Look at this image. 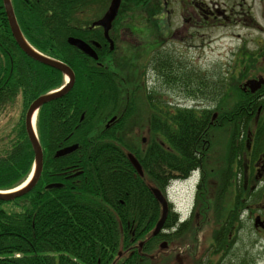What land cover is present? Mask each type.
<instances>
[{
    "label": "trees",
    "instance_id": "trees-1",
    "mask_svg": "<svg viewBox=\"0 0 264 264\" xmlns=\"http://www.w3.org/2000/svg\"><path fill=\"white\" fill-rule=\"evenodd\" d=\"M94 2L18 0L24 9L18 6L16 16L25 37L44 54L68 63L76 82L67 93L49 101L39 111L37 128L44 151L40 178L27 193L13 200H0V264L168 263L156 254L165 232L152 234L161 217L162 206L150 191V185L164 189L171 177L184 176L198 164L201 157L197 153L199 131L208 125L210 115L205 114L202 120L194 109H180L176 117L175 138L170 141L151 139L146 147L136 151L145 174L136 175L135 190L124 188L128 192L124 196L126 203L108 204L100 176L101 160L89 161L93 150L105 147L91 138V130L98 120L95 115L107 110L104 109L107 88L116 85L109 75L99 71L118 69L123 59L113 56L107 68L68 42L72 35L86 38V30L80 29L76 23L89 22L80 19L79 14L92 9ZM112 52L108 48L99 52V60L104 61V56ZM187 79L191 80L192 76ZM63 82L64 74L59 69L34 60L20 49L0 0V94H31L28 104L34 97L59 87ZM233 90L240 98L238 95L242 92L235 83L231 86V92ZM82 111L86 112V117L79 121ZM157 118L158 115L152 114L147 127L155 129V125L156 130L165 134V116L156 121ZM18 127L17 139L7 142L5 150L0 153L1 190L21 184L34 163V150L25 128ZM71 142L79 144L77 151L55 157L56 148ZM119 144L123 145H119L120 148L131 149L126 142ZM239 163L244 165L240 159ZM70 164L77 166L74 169L78 170L76 175L81 174L80 179H64L58 174L67 170ZM59 182L60 185H53ZM168 226L169 217L164 228ZM135 229V237L128 235V231ZM226 243L224 245L230 247L227 238ZM221 248L225 252L229 250ZM140 257L141 261L138 260Z\"/></svg>",
    "mask_w": 264,
    "mask_h": 264
},
{
    "label": "rangeland",
    "instance_id": "rangeland-1",
    "mask_svg": "<svg viewBox=\"0 0 264 264\" xmlns=\"http://www.w3.org/2000/svg\"><path fill=\"white\" fill-rule=\"evenodd\" d=\"M106 1L104 8L99 7ZM149 1L122 0L116 18L120 32L116 30L113 35L118 54L124 50V40L121 37L130 38L126 46L127 62L132 65L131 69L136 70V77L140 80L141 88L148 85L162 95L171 96L174 105L178 103L199 111L202 107L205 109L210 107L211 114L216 111L212 107L218 106L219 104L216 105V103L219 102L222 104V106L219 105L222 108L219 112L223 116L229 114L237 97L235 90L231 92L232 84L239 80L237 69L243 70L242 72L246 74L241 83L259 74L264 75V0H204L211 10L215 7L225 9L226 17L218 15L217 22L209 27L189 29L192 36L188 38L181 37L179 32H174L170 34L172 36L168 41L163 42L167 48L171 45L169 52L172 54L169 55H172V63L178 64L180 61L188 66L182 72L180 68H177V74L168 67L165 73L171 79L172 85L170 81L163 82V78L154 77L152 73L155 71L152 66L144 57L139 56L140 53L147 55V50L144 51L138 46L141 52L136 55V28L131 30L132 32L128 28L136 27L138 23L136 20L140 21L139 26L147 25L148 30L144 27L140 29L143 39L146 40L141 41V45L145 46L151 43L149 41L153 38L156 28L160 31L165 29L167 33V28L173 31L179 26L181 21L176 7L174 8L176 12H173L169 18L162 13L155 17L157 13L150 7ZM109 2L110 0H95L94 9H85L79 14L80 19L90 21L102 15ZM232 10L237 14H231ZM136 14H142L143 18L138 19ZM251 22L254 24L250 25ZM149 27L153 30L147 35ZM193 31L200 35L193 36ZM143 64L147 65L145 71ZM189 75L192 76L191 80L187 79ZM154 80L157 84H154ZM244 88L250 89L249 86ZM140 90H136V137L132 141H124L131 146V150L128 149V151L134 152L142 150L150 142V139L147 140L149 135L147 132H142L141 126L146 124L151 109L144 100L145 94L139 96L142 91ZM240 92H242L241 89ZM156 95L157 100L164 101V96L158 93ZM238 96L243 97L244 93ZM255 106L257 108H254L251 114L241 115V117L248 116V119L244 121L236 120L230 114L228 117L230 120L213 119L212 125L204 127V136L201 137L202 149L205 152L203 161L208 170L211 169V173L208 171L205 203L210 205L208 210L211 211H208V217L204 215V221L201 224L203 227H199L201 231H195V237L191 238L193 246L197 249L195 264H264V232L261 227L254 226V218L257 214H260V219L264 218V180L259 182L257 170H255V167L261 168L264 165V96L257 99ZM20 109L19 105L16 110L12 109L9 119L0 120V153L5 150L7 144L3 138L10 135L12 125L18 120ZM242 153L244 158H238ZM136 156H138L137 153ZM239 159L241 162L244 161V167L240 165ZM247 165L249 168L245 170ZM247 179L248 183H245ZM170 190V195L176 200L181 212H185L189 191H191L190 185L177 184ZM234 200H237V212L230 221H227L228 218L225 220L226 206L232 204ZM200 206L197 207L199 211ZM246 207L249 209H245ZM196 223L197 220H192L189 230L193 229ZM167 236L163 235L160 241L168 239ZM226 238L230 247L224 245L227 244ZM173 240L176 241V238L174 237ZM173 247L180 249L182 244ZM221 247L229 248V250L225 252ZM169 249H162L160 254L162 258L164 256L168 258L166 253ZM169 259L165 258V261L169 263ZM170 264H177V262L171 260Z\"/></svg>",
    "mask_w": 264,
    "mask_h": 264
},
{
    "label": "flooded vegetation",
    "instance_id": "flooded-vegetation-1",
    "mask_svg": "<svg viewBox=\"0 0 264 264\" xmlns=\"http://www.w3.org/2000/svg\"><path fill=\"white\" fill-rule=\"evenodd\" d=\"M151 0L149 1L150 7L152 10L157 13L155 17H157L158 14H163L166 15L168 18L169 16L173 13L176 12L174 9L175 7L177 8V12L180 16V24L177 28H174L173 31L171 29H168V32L165 33L164 31H160L158 28L155 29V32L153 34V38L149 41L151 42L149 45L145 44V46L141 45V41H146L143 39L142 34L140 29L144 27L146 30H148L147 25L146 26H139L138 23H136V27L133 29L131 27H128L129 30H135L136 28V55L138 52L140 53V49L138 48L141 47L144 51L147 50V55H144L140 53L139 56H142L145 58L146 61H148V64L152 66V69L155 71L152 73L154 77H159L163 78V82L170 81L172 85V81L169 78V76L165 73V71L168 70V67H170V70L174 72V74H177L176 69L180 68V72H182L185 68H187V64L184 62L183 64L178 61V64L172 63V54L169 51H171L169 48H171V45H168L169 47L167 48L165 44H163L164 41H168L174 32H179L181 34V37H189L192 36L191 33L188 31L189 29H199V28H206L217 22L218 15H222L223 17L225 16V9H221L219 7H215L214 10L209 9V5L204 1V0H152V3H150ZM3 3V0H2ZM105 3H102L100 7L104 8ZM208 6H207V5ZM12 5L14 8V11H18V6L24 9L22 5L18 3V0H12ZM110 5V2L108 4V7ZM108 7L105 9V11L102 13V15L97 16L96 18H92L89 22L85 23H76L79 24L80 29L86 30V38L85 39L89 44L92 45V47L99 52L105 51L106 48H108L109 51H113L111 54H106L104 56V61L101 60H95L97 64L103 65L107 68L110 67L111 63V58L114 57H120L123 60H120V63L122 66L118 69H111V70H100V74L104 75H109L110 80L113 81V83H116L115 86L108 87V93L104 96L106 102H105V108L107 109L106 111L99 113L95 116L98 117V120L95 124L94 129L91 131L93 132L91 135V138H93L95 141H100L104 145V149L102 150H90L89 153L91 152V155L89 157V161L95 162L98 159L101 160V168L102 170L100 176L101 180L104 186V192H105V200L108 204L111 205H117V204H125L126 199L124 196L128 195V192L125 191V187H132L134 190L136 189V175H138V171L136 170V167L134 166L130 154H133L136 157V152L134 151H128V149L120 148V146L123 147L122 144H119L120 142L124 141H132L134 137H136V90L141 88V83L140 80L137 79L136 77V70L131 69L132 65L127 62L128 55L126 53L127 51V45L129 44V39L127 36L121 37V39L124 40V50L121 53H117L116 49V44H115V37H113L114 33L116 30L120 32L119 24H117L116 20L113 22L112 27L109 31L110 37L114 42V47L113 49H110V43L109 40L106 39L105 34H104V28L99 25H94L93 23L102 18L103 15L105 14L106 10ZM239 13V12H238ZM231 14H237V12L234 13V11H231ZM252 19V17H251ZM75 24V26H76ZM250 25L254 24L253 22L249 23ZM245 25V23H244ZM149 31L147 32V35L151 33L153 30L152 27H149ZM180 30H183L180 32ZM132 32V31H131ZM133 35V33H131ZM200 35L198 32L193 31V36L194 35ZM145 35V34H143ZM170 35V36H169ZM79 38V37H78ZM139 41V43H138ZM149 46V48H148ZM130 48V46H128ZM21 49V48H20ZM27 54V53H25ZM129 54V53H128ZM28 55V54H27ZM171 59L169 61L168 59ZM29 56V55H28ZM174 56V55H173ZM30 57V56H29ZM174 58V57H173ZM135 66V65H134ZM143 69L144 71L147 68L146 64H143ZM136 67V66H135ZM243 70L237 69V77H244L246 76L245 73L242 72ZM164 72L162 75L161 73ZM264 77V75L259 74L255 76V78L259 77ZM156 77V78H157ZM242 80V79H241ZM241 80H236L234 81L236 86L242 90L244 93L243 99L235 97L234 99V105L230 109L229 114H225L224 116L219 112L222 108L221 103L217 102L216 105L212 107L214 111L212 114L210 112L205 113V110H211V109H205L202 107V110H197L198 116L204 120V114L209 115L210 117L207 119L208 125H212V120L213 119H229L228 118L231 114L232 118L234 119H239L240 121H244L248 119V116L241 117V115H249L253 112L254 108H257L256 102L257 99L261 96H264V85L260 88H258L256 91L252 92L249 88H244V82L241 83ZM158 79V83H159ZM76 82V79L74 81V84ZM157 84V81L154 80V84ZM65 84V83H64ZM63 85V84H62ZM1 89V87H0ZM27 89V88H26ZM23 91V89H21ZM142 90V91H141ZM141 94H145V99H151L150 101H147L146 104L148 105L149 109H151L150 116L153 115H158V118L156 119L159 120L161 117L165 116L166 120V133L162 134L160 131L156 130V126L154 125L155 129H151L150 127H147L148 121L144 126H141L143 129L142 132H147L149 135L148 139H157V140H172V138H175L174 130L177 129V119L176 117L179 116L180 114V109H188L189 107H184L180 104L177 103V105L172 104L171 101V96L167 95H162L161 92H156L158 90H155L154 88L150 86H146L145 88H141ZM24 92V91H23ZM156 93L160 94L161 96H164L162 100H157V95ZM240 95V94H239ZM40 95L34 97L31 102L26 104V102L32 98L31 94H22L19 93L17 95H10V96H5L0 94V120L4 119H9V116L11 115L12 109L19 108V105L21 107L20 112L18 114V120L15 122V124L12 125L11 128V133L9 136H5L3 140L5 142H10L14 141L17 139L18 136V126H24L26 134H27V129H26V119H27V112L30 107V105L35 101ZM199 101V100H198ZM49 103V102H46ZM46 103L42 104L45 105ZM203 103V102H201ZM202 105V104H201ZM41 107L37 110L35 113V126L37 130L38 137L40 139V135L38 132L37 128V122H38V116H39V111ZM198 106H196L197 108ZM216 108V109H215ZM205 109V110H204ZM261 108L259 107V111ZM217 112V113H216ZM10 114V115H9ZM8 115V116H7ZM203 115V117L201 116ZM86 117V112L82 111L79 121H82ZM146 129V130H145ZM139 130V129H138ZM28 136V134H27ZM202 136H204V127L200 128L199 131V136H198V146H197V153L201 155L199 158L198 164L196 165L201 167L202 171V176L200 182L197 184V189H198V195H197V202H196V207L194 205L193 211L191 213V216L188 220H185L184 222L180 220L179 216L180 214L172 207L170 204V210L168 212V217H169V226H168V231L166 233L167 238V249L168 252L166 253L168 258L164 256V258L169 259L170 261L177 262V264H195L196 256L195 253H197L196 247L193 246V240L191 238L195 237V231H201L200 228L202 221H204V215L208 217V208H210V205H206L205 203V193L208 189V171L211 173V169L208 170L207 165L204 164V156L205 152L202 149ZM240 139V138H238ZM68 138L65 139L67 141ZM144 140V139H143ZM145 141V140H144ZM93 142V141H90ZM73 144H76L74 142L71 143H66L55 150V157L56 153L59 149L64 148V147H69L72 146ZM79 147V146H78ZM78 147L69 153L75 152L78 150ZM134 149V147H132ZM131 150V149H130ZM136 150V149H135ZM242 158H244V153L239 154ZM244 163V161H243ZM242 167L244 165L242 164ZM67 170H63V172H58V174L62 175L64 179H69V178H76L80 179V175H76V170L77 166L74 165H69L66 167ZM76 168V169H74ZM249 165L245 166V170H248ZM81 169V168H79ZM255 170H257V174L259 177V182H263L264 177H263V172H264V165L261 166V168L255 167ZM212 180V179H211ZM60 183V182H59ZM245 183H248V179L245 180ZM244 183V185H245ZM47 183L44 182V185ZM49 183L48 185H50ZM246 186V185H245ZM153 185H150V191L152 190ZM211 195V193H210ZM204 201V204H203ZM201 202V204H200ZM136 203V201H135ZM134 203V204H135ZM199 205L200 206V211H199ZM208 206V207H207ZM198 207V208H197ZM238 205L236 204L235 200L233 201L232 204L226 206L227 210L225 212V217H227V221L231 220V217H233L236 214V208ZM207 208V210H206ZM245 209H249V207H246ZM207 211V212H206ZM203 215V219H202ZM260 215V214H257ZM256 215V216H257ZM255 216V217H256ZM197 220L196 226H193V229L189 230V226L191 225L190 222L192 220ZM264 220V218L262 219ZM134 226L136 228V218L133 220ZM185 226H188L185 228ZM197 230H196V228ZM200 227V228H199ZM225 227V224L223 225V228ZM185 228V229H184ZM187 229V230H186ZM264 232V227L262 228ZM224 229H222L223 231ZM184 231V232H183ZM221 231V235H223V232ZM225 234V233H224ZM128 235L135 237L136 236V229L128 231ZM182 235V236H181ZM188 235H192L191 237H187ZM174 237L176 238V241L173 240ZM180 241L181 243H179ZM182 244V247L179 249L174 248L173 246H177V244ZM136 246V244H134ZM133 251H131L132 253ZM162 251L158 250L156 254H161ZM163 254V255H164ZM155 256V255H154ZM160 258H162V255H160ZM159 258V259H160ZM141 261V257L138 259ZM138 264V263H136Z\"/></svg>",
    "mask_w": 264,
    "mask_h": 264
},
{
    "label": "water",
    "instance_id": "water-1",
    "mask_svg": "<svg viewBox=\"0 0 264 264\" xmlns=\"http://www.w3.org/2000/svg\"><path fill=\"white\" fill-rule=\"evenodd\" d=\"M3 4H4L5 11H6L8 20H9V24H10L12 34H13L16 42L18 43V45L31 57H33V58H35V59H37V60H39L45 64H48L50 66L58 68L59 70L64 72L69 77V82L62 89L57 90V91L56 90L51 91L49 93H46V94L39 96L35 101H33V103L30 105V107L28 109L27 119H26V129H27V133H28L30 142L32 144L34 153H35L34 168H33L31 175L27 179V181L24 182L22 185H20L19 187L15 188L11 191H0V200L8 201V200H13V199L27 193L28 191H30L34 187L36 182L38 181V179L40 177V173L42 171L43 149H42V146H41L40 141L38 139L37 133L34 129V125L32 123V118L34 116V113L38 110V108L43 103L48 102L54 98H58L61 95L68 92L74 83L75 76H74L73 70L67 64H65L64 62L57 60L55 58L46 56V55L42 54L41 52H39L38 50H36L24 37V35H23V33L19 27L18 21L16 19V15H15L11 0H3ZM120 4H121V0H111L109 8L107 9V11L103 15V17L96 20L93 23L94 25H99V26H102L104 28L105 37L109 40L111 48L114 47V42L109 35V31L112 27L114 19L116 18L117 14H118ZM68 41L70 44L80 48L86 54H88L94 58H97L98 55H97V52L95 51V49L89 43L84 41L83 39L78 38V37H74V36H70L68 38ZM263 83H264V77L253 78V79H249L245 82V87L249 86L251 91H255L258 88H260ZM76 147H77V144H73L72 146L61 148L57 151L56 156H63L65 154L69 153L70 151L74 150ZM129 156H130L134 166L136 167V170L138 171V173L143 174V168H142V165L139 162V160L133 154H130ZM57 185H59V184H57ZM152 191H153L155 197L162 203V207H163L162 215H161L160 219L158 220V222L155 226V229H154V234H158L160 232V230L162 229V227L165 223L166 217H167L168 203H167L166 198L164 197V195L162 194V192L160 191L159 188L152 187ZM258 223H263V221L260 220L259 216H257L256 220H255V224H258ZM161 245L163 247H165V246H167V243L163 242Z\"/></svg>",
    "mask_w": 264,
    "mask_h": 264
},
{
    "label": "bare ground",
    "instance_id": "bare-ground-1",
    "mask_svg": "<svg viewBox=\"0 0 264 264\" xmlns=\"http://www.w3.org/2000/svg\"><path fill=\"white\" fill-rule=\"evenodd\" d=\"M34 125H35V118H34Z\"/></svg>",
    "mask_w": 264,
    "mask_h": 264
}]
</instances>
